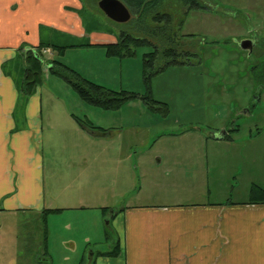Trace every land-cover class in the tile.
<instances>
[{"label":"crops","instance_id":"obj_1","mask_svg":"<svg viewBox=\"0 0 264 264\" xmlns=\"http://www.w3.org/2000/svg\"><path fill=\"white\" fill-rule=\"evenodd\" d=\"M82 8V0H0V264H50L44 223L54 208L94 209L97 221L111 215L117 240L93 254L92 264H264V203L249 201L251 186L264 189V154L254 143L260 133L238 140L186 128L181 137L199 130L203 140L161 142L175 133L153 140L149 127H131L136 141L110 143L104 131L81 127L73 116L82 117L64 110L61 96L44 98L43 78L25 94V57L37 56L42 40L59 44L67 34L88 48L117 41L99 31L86 40ZM55 53L40 55L47 81ZM143 130L148 137L139 142ZM59 142L93 150V159L109 163L103 171L112 182L99 181L90 200L86 183L58 188L55 154L47 166L44 149ZM32 222L37 237L33 227L26 230ZM110 251L116 254H104Z\"/></svg>","mask_w":264,"mask_h":264},{"label":"rangeland","instance_id":"obj_2","mask_svg":"<svg viewBox=\"0 0 264 264\" xmlns=\"http://www.w3.org/2000/svg\"><path fill=\"white\" fill-rule=\"evenodd\" d=\"M98 1L82 0L81 16L87 27L86 40L91 41L97 31L118 35L120 30H132L131 22H116L109 18L99 8ZM206 4L208 9L187 10L183 0H163L160 7V10L172 14L173 30L179 29L176 31L180 43L178 51L195 53L190 57V64L169 65L151 79L150 96L163 103L166 108L163 111L158 109L162 106L154 108L141 98L130 100L114 110L92 106L61 78L49 76L47 81L45 71H42L43 97L49 96V92L61 96L63 107H67L64 110L68 109L82 118L87 115L93 125L104 129L103 140L106 142L136 141L127 133L131 127H149L157 132L153 140L163 132L175 133L160 139L161 142H196L203 140L199 130L185 137H181L180 132L186 128H199L216 135L230 132L238 140L260 133L254 143L256 149L264 154V0H215L206 1ZM66 35L58 38L59 44L78 43ZM244 39L254 43L250 53L240 47ZM151 49L147 45L139 46L132 56L117 57L108 56L101 46H78L59 55L55 53L53 57L105 88L144 95L147 89L142 54ZM162 61L158 59L157 64ZM45 63L44 59L42 70ZM57 118L60 119L59 116ZM121 128L122 132H114L121 131ZM142 132L138 135L139 142L148 137L144 130ZM44 151L49 157L47 166L50 152L55 154L51 162L57 173L58 188L68 184L72 189L78 182L83 186L86 183L89 189L85 192H88L90 200L91 189L98 186L99 181L107 185L112 182V174L103 171L110 167L109 163L93 159V150L87 153L76 145L64 148L59 142L54 149L45 147ZM166 181L171 182V179ZM97 213L90 208H61L48 215V224L44 223V226L45 231L49 228L51 258L48 253L46 256L50 264H92L93 254L108 249L117 240L111 230V215L107 212L102 220L97 221ZM30 227L37 237V224H28L26 230ZM42 238H45L44 234Z\"/></svg>","mask_w":264,"mask_h":264},{"label":"trees","instance_id":"obj_3","mask_svg":"<svg viewBox=\"0 0 264 264\" xmlns=\"http://www.w3.org/2000/svg\"><path fill=\"white\" fill-rule=\"evenodd\" d=\"M131 12L129 22L132 23V30H120L116 42L104 43L102 46L108 56L129 57L132 56L136 48L139 46H150V51L142 54L143 78L146 85V94H136L125 91H114L95 82L87 80L71 67L61 63L58 60H52L48 64V73L61 78L64 82L71 86L76 94L84 101L92 106L105 110L119 109L128 101L141 98L148 105L158 108L163 103L154 100L150 96V82L153 76L163 71L169 65L173 64H190V57L195 53L189 50L178 51L179 29L172 28L173 16L171 13L160 10L163 0H121ZM206 1L215 0H183L187 6V10L191 8L208 9ZM82 12V11H81ZM88 41L77 44L59 45L54 41L42 40L38 46V55L27 53L25 57L24 71V92L31 94L33 89L41 83L42 79V62L40 55L43 49L51 50L61 54L68 47L88 46ZM161 45L163 48H160ZM163 61L157 64L158 59ZM166 106V105H165ZM162 111L166 109L164 105ZM76 122L83 128L88 130L104 131V129L93 125L87 119L73 116ZM237 130V129H235ZM229 133L224 135L227 139ZM249 201L254 203H264V189L257 185L250 188ZM107 210V207H102ZM61 208L48 209V211L58 212ZM104 254L114 255V252H106Z\"/></svg>","mask_w":264,"mask_h":264},{"label":"water","instance_id":"obj_4","mask_svg":"<svg viewBox=\"0 0 264 264\" xmlns=\"http://www.w3.org/2000/svg\"><path fill=\"white\" fill-rule=\"evenodd\" d=\"M98 6L109 18L116 22H126L131 18V12L121 0H99ZM253 45V41L250 39H244L240 42V47L249 53L252 51ZM224 134L225 132L215 134V137L220 138Z\"/></svg>","mask_w":264,"mask_h":264},{"label":"flooded vegetation","instance_id":"obj_5","mask_svg":"<svg viewBox=\"0 0 264 264\" xmlns=\"http://www.w3.org/2000/svg\"><path fill=\"white\" fill-rule=\"evenodd\" d=\"M254 44V43H253Z\"/></svg>","mask_w":264,"mask_h":264}]
</instances>
